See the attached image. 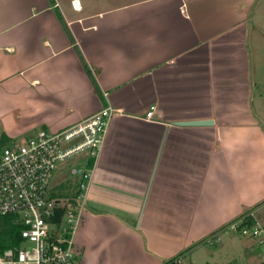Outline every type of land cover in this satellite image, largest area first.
<instances>
[{
	"label": "crops",
	"instance_id": "1",
	"mask_svg": "<svg viewBox=\"0 0 264 264\" xmlns=\"http://www.w3.org/2000/svg\"><path fill=\"white\" fill-rule=\"evenodd\" d=\"M53 2L101 95L48 0H0V132L113 108L78 199L79 264H160L243 211L264 218V0Z\"/></svg>",
	"mask_w": 264,
	"mask_h": 264
},
{
	"label": "built area",
	"instance_id": "2",
	"mask_svg": "<svg viewBox=\"0 0 264 264\" xmlns=\"http://www.w3.org/2000/svg\"><path fill=\"white\" fill-rule=\"evenodd\" d=\"M150 106L146 117L152 115ZM113 108L105 106L87 117L55 130L42 128L34 135L1 142L0 134V217L15 214L22 224L19 244L0 252V264H77L73 232L80 220V208L70 206L61 221H52L59 203L53 197L51 174L59 160L81 151L98 152ZM81 179L77 200L83 198L91 180V168L73 169ZM226 228L253 238L264 248V219L253 210L241 212ZM160 264H184L172 257Z\"/></svg>",
	"mask_w": 264,
	"mask_h": 264
},
{
	"label": "rangeland",
	"instance_id": "3",
	"mask_svg": "<svg viewBox=\"0 0 264 264\" xmlns=\"http://www.w3.org/2000/svg\"><path fill=\"white\" fill-rule=\"evenodd\" d=\"M259 81H262L259 85L261 92H263L264 78H259ZM259 101L261 100H258L257 94H255V104L259 103ZM15 114L16 116L13 118L18 119V112ZM15 121L18 122L17 120ZM40 129L42 128H38L35 133ZM3 130V117L0 116V131ZM30 135L32 134L24 133L16 136L14 140ZM89 155L88 151H81L66 159L57 161L52 171L51 186L55 192L57 191V193L62 194L60 199L65 200L68 198L64 195H74L73 193L78 188L77 185L79 184L81 175L79 173L73 174L71 167L85 168L84 166ZM257 214L259 213L257 212ZM74 251L75 260L79 264L80 251L75 246ZM179 256H182L184 264H259L261 261H264V248L258 244L257 240L240 236L238 233L225 227L217 235H211V237L200 240L192 245L189 250H186L183 255L179 254L175 257ZM84 262L87 261L85 260Z\"/></svg>",
	"mask_w": 264,
	"mask_h": 264
},
{
	"label": "trees",
	"instance_id": "4",
	"mask_svg": "<svg viewBox=\"0 0 264 264\" xmlns=\"http://www.w3.org/2000/svg\"><path fill=\"white\" fill-rule=\"evenodd\" d=\"M48 1H49V4L51 6H53V4H54L53 0H48ZM52 9L54 10L56 17L59 20L60 24L64 28L65 33L69 39V42L71 43L72 48L75 51V54H76V56H77V58L81 64L83 70L85 71V73L87 74V77L89 78V81L92 85L93 90L95 91V93L97 95H101V91L99 89L95 73H94V71H92L91 67L87 63V61H86L85 57L83 56L79 46L76 44L75 39H74L71 31L69 30L63 16L61 15L59 9L56 6H53ZM0 134H1V142L2 143H5L7 141L12 140V138L8 137L4 132H0ZM93 156L91 155L90 157H88V159L86 161V165H85L86 168L92 167L93 161H94ZM51 176H52V174H51ZM53 189L54 188H51L50 195L60 199L62 194L57 193V191L55 192V190H53ZM73 194H74L73 196L64 195V196H66V198L67 197L68 198L66 199V201L64 203H59L57 205V207L55 209V215L51 217L52 221H54V220L56 222L61 221L63 215L65 214V212H67L69 210L70 206H72L75 210L78 209L79 201L77 200V193L74 192ZM21 229H22V224L19 222V219L15 214L4 215V216L0 217V252H2L5 248H7L9 246L19 244V242L22 238L21 237ZM202 239H204V238H202ZM190 247L181 251L180 254H183L186 250H189ZM259 264H264V261L260 262Z\"/></svg>",
	"mask_w": 264,
	"mask_h": 264
},
{
	"label": "water",
	"instance_id": "5",
	"mask_svg": "<svg viewBox=\"0 0 264 264\" xmlns=\"http://www.w3.org/2000/svg\"><path fill=\"white\" fill-rule=\"evenodd\" d=\"M211 120H185V121H177L178 125H201V124H210Z\"/></svg>",
	"mask_w": 264,
	"mask_h": 264
}]
</instances>
